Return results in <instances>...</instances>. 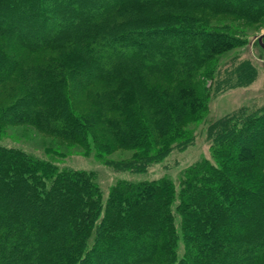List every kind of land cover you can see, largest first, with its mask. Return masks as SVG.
<instances>
[{"label": "trees", "instance_id": "16d2710c", "mask_svg": "<svg viewBox=\"0 0 264 264\" xmlns=\"http://www.w3.org/2000/svg\"><path fill=\"white\" fill-rule=\"evenodd\" d=\"M202 11L255 22L264 0H0V83L27 94L2 104L0 124H31L117 173L187 149L183 127L257 75L236 56L199 89L201 69L247 43L200 25ZM3 40L57 58L19 70ZM207 125L212 160L176 182L121 180L105 201L94 173L0 144V264H264V107ZM142 148L126 162L100 156Z\"/></svg>", "mask_w": 264, "mask_h": 264}, {"label": "rangeland", "instance_id": "374dc122", "mask_svg": "<svg viewBox=\"0 0 264 264\" xmlns=\"http://www.w3.org/2000/svg\"><path fill=\"white\" fill-rule=\"evenodd\" d=\"M195 18L199 20L200 25L206 24L211 27L226 28L234 33L245 34L247 36V43L245 45L218 54L208 63L207 67L201 69V76L198 78L200 81L198 87L201 91L204 89L207 79L212 75V71L209 75L208 69L211 67L215 68L218 62V65L221 67L236 56L238 60L250 61L256 68L257 75L248 87L233 88L215 96L208 102L209 114L206 115L208 116L207 118L203 115L202 111H199L198 120L188 124L185 128L183 127V130H194L195 140L192 146L183 151L174 150L162 161L150 165L143 173L130 174L128 172H114L110 167L103 165L102 161L95 157L93 151L86 153L80 146L72 145L71 143L42 133L31 124H21L8 120L1 123L0 144L22 149L42 159L51 158L60 168L94 173L96 181L102 191L104 201L108 197L110 188L121 180L142 182L159 180L167 176L176 182L179 175L194 163L205 159L212 160L210 142L207 138V124L212 120H217L235 113L241 108L257 110L264 107V52L259 49L261 47L257 42V37L264 31V16L255 22H251L232 15L212 14L207 11H202L196 13ZM1 42H3L6 50L12 56L19 59V65L17 66L19 70L23 68L22 66H38L41 63L44 65L46 57L54 58L57 56V53L54 52L32 54L26 52L14 42H11L10 47L7 46V42L5 43L4 40ZM10 81L11 78H8L0 83V107H2L3 103V106L10 104L12 106L19 100L27 97L26 93H18L16 91L18 85H13ZM10 89L14 90L13 95H11ZM87 92L88 89L85 90L84 94ZM81 99L83 101L86 98L82 96ZM102 139L111 142L109 139ZM157 139L158 142L160 138ZM145 151L146 149L144 148L137 150L117 149L110 154L101 153L100 151V156L107 161L118 163L129 161ZM150 195L154 196L155 194L151 193ZM179 246V256H181L183 254L181 242H179ZM239 264H244V262Z\"/></svg>", "mask_w": 264, "mask_h": 264}, {"label": "water", "instance_id": "95a60500", "mask_svg": "<svg viewBox=\"0 0 264 264\" xmlns=\"http://www.w3.org/2000/svg\"><path fill=\"white\" fill-rule=\"evenodd\" d=\"M263 38H264V31L257 37V42L259 46L264 50Z\"/></svg>", "mask_w": 264, "mask_h": 264}]
</instances>
